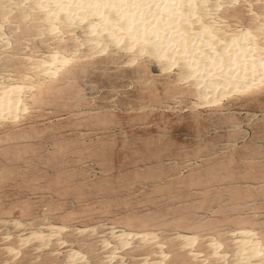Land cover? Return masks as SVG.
Here are the masks:
<instances>
[{
	"label": "rangeland",
	"instance_id": "1",
	"mask_svg": "<svg viewBox=\"0 0 264 264\" xmlns=\"http://www.w3.org/2000/svg\"><path fill=\"white\" fill-rule=\"evenodd\" d=\"M263 65L264 0H0V264H264Z\"/></svg>",
	"mask_w": 264,
	"mask_h": 264
},
{
	"label": "bare ground",
	"instance_id": "2",
	"mask_svg": "<svg viewBox=\"0 0 264 264\" xmlns=\"http://www.w3.org/2000/svg\"><path fill=\"white\" fill-rule=\"evenodd\" d=\"M129 25H130V24H129ZM147 25H148V24H147ZM147 25H146V26H147ZM142 30H143V29H142ZM146 31H147V30H146ZM150 31H151V30H150ZM137 32H138V31H137ZM141 32H142V31H141ZM127 33H128V32H127ZM127 33H126V34H127ZM128 34H129V33H128ZM138 34H139V33H138ZM140 34H141V33H140ZM184 34H185V33H184ZM129 35L131 36V32H130ZM139 37H140V36H139ZM160 38H161V37H160ZM166 39H167V38H166ZM150 40H151V39H150ZM152 40H153V39H152ZM155 40H156V39H155ZM157 40H158L157 43H158V42H159V43H161V42H165V38H163L162 41H161V39H159V38H158ZM172 41H173V40H172ZM150 42H151V41H150ZM159 43H158V44H159ZM155 44H156V43H155ZM158 44H157V45H158ZM161 44H162V43H161ZM175 44H177V43H175ZM180 44H182V43H180ZM233 44H234V43H233ZM187 45H188V44H187ZM187 45H186V46H187ZM221 45H222V44H221ZM190 46H191V45H190ZM180 47H181V45H180ZM201 48H202V47H201ZM167 49H168V48H167ZM194 49H195V48H194ZM155 50H156V49H155ZM191 50H192V49H191ZM197 50H198V49H197ZM158 51H159V50H158ZM237 51H238V50H237ZM156 52H157V51H156ZM163 52H164V50H163L162 52L160 51V54L163 53ZM182 52H183V51H182ZM186 52L189 54L188 51H186ZM238 52H239V51H238ZM157 53H158V52H157ZM178 53H179V52H178ZM163 54H164V53H163ZM163 54H161V55H163ZM161 55H160V56H161ZM181 56H182V55H181ZM187 56H188V55H187ZM161 57H162V56H161ZM161 57H160V58H161ZM183 57H186V56H183ZM188 57H189V56H188ZM193 57H194V56H193ZM196 57H197V56H196ZM158 58H159V56H158ZM201 58H202V57H201ZM218 58H219V57H218ZM184 59H186V58H184ZM190 59H191V58H190ZM211 59H213V58H211ZM220 59H221V58H220ZM224 59H225V57H224ZM182 60H183V59H182ZM228 60H229V58H228ZM230 60H231V59H230ZM232 60H233V58H232ZM238 60H239V59H238ZM238 60H237V62H239ZM251 60H252V59H251ZM253 60H255V59H253ZM183 61H185V60H183ZM192 61H194V60H192ZM196 61H197V59H196ZM209 61H210V59H209ZM220 61H221V60H220ZM246 61H247V60H246ZM246 61H245V62H246ZM260 61H261V59H260ZM200 62H201V61H200ZM207 62H208V61H207ZM214 62H216V61H214ZM234 62H236V60H234ZM250 62H252V61H250ZM250 62H249V63H250ZM257 62H258V61H257ZM190 63H191V62H190ZM195 63L197 64L198 62H195ZM218 63H219V62H218ZM221 63H222V62H221ZM255 63H256V62H255ZM262 63H263V62H262ZM262 63H261V64H262ZM184 64H185V62H184ZM198 64H199V63H198ZM206 64H207V63H206ZM214 64H215V63H214ZM214 64H213V65H214ZM240 64H241V63H240ZM252 64H253V63H252ZM252 64H251V65H252ZM261 64H258V65H261ZM53 65H54V64H53ZM172 65H173V63H172ZM182 65H183V64H182ZM193 65H194V63L192 64V67H193ZM200 65H202V64L200 63ZM200 65H199V66H200ZM211 65H212V63H208V64L205 65V66H211ZM227 65H228V66L230 67V69H231V66H230L229 64H227ZM248 65H249V64H248ZM255 65H257V64H255ZM258 65H257V67H259ZM197 66H198V65H197ZM199 66H198V67H199ZM220 66H221V65H220ZM222 66H223V63H222ZM222 66H221V67H222ZM225 66H226V65H225ZM233 66L236 67L237 70H240V69H241V70H252L254 65H253V66H250V67L247 66V68H246V64H245V66H244V65H239V64H238V67H237V64L235 63ZM263 66H264V65H263ZM186 67H188V66H186ZM189 67H190V66H189ZM203 67H204V66H202V68H203ZM221 67H220V68H221ZM229 67H227V68H229ZM261 67H262V66H261ZM194 68L197 69L196 67H194ZM200 68H201V67H200ZM202 68H201V69H202ZM207 68H208V67H207ZM207 68H206V69H207ZM209 68H210V67H209ZM209 68H208V69H209ZM213 68L216 69L215 67H213ZM224 68L226 69V67H224ZM211 69H212V68H211ZM222 69H223V68H222ZM222 69H221L220 71H222ZM230 69H229V70H230ZM203 70H204V68H203ZM203 70H201V72H200L201 74H202V71H203ZM263 70H264V69H263ZM213 71H214V70H213ZM218 71H219V69H218ZM231 71H232V70H231ZM188 72L193 73L192 69H191L190 71H188ZM211 72H212V70H211ZM232 72H233V71H232ZM232 72H231V73H232ZM235 72H236V71H234V74H235ZM194 73L197 74V73H196V70H194ZM206 73H209V72H206ZM218 73H219V72H218ZM228 73H229V71H228ZM237 73H238V72H237ZM247 73H248V72H247ZM189 74H190V73H189ZM195 74H194V75H195ZM198 74H199V73H198ZM201 74H199V75H201ZM210 74H211V73H210ZM210 74H209V75H210ZM220 74H222V72H221ZM232 74H233V73H232ZM241 74H242V72H241ZM241 74H240V75H241ZM209 75H208V77H206V78H209V79H210L211 76L209 77ZM212 75H213V73H212ZM249 75H250V74H249ZM260 75H261V74H260ZM192 76H193V75H192ZM202 76H203V75H202ZM204 76H205V75H204ZM216 76H217V74H216ZM216 76L213 75V77H216ZM220 76H221V75H220ZM223 76H224V74H223ZM229 76H230V75H229ZM236 76H238V75H236ZM236 76L234 75L233 77H236ZM189 77H190V75H189ZM199 77H200V76H198V77L196 76V78H199ZM213 77L211 78L212 80H213ZM221 77H222V76H221ZM190 78H192V77H190ZM206 78H205V79H206ZM216 78H217V77H216ZM219 78H220V77H219ZM222 78H225V77H222ZM226 78H227V76H226ZM239 78L242 79V77L238 76V77H236L235 80H234V78H233V80H231L230 78H228V80H222L221 82L223 83V86H226V85L229 86V85H230V86L232 87V89L237 88V87H238V88L240 87L239 90H241V89H242L241 86L238 85L239 82H240L239 80H241V79H239ZM200 79H201V77H200ZM211 79H210V80H211ZM229 79H230V80H229ZM195 80H196V79H195ZM201 80H203V79H201ZM212 80H211V81H212ZM214 80H216V79L214 78ZM198 81H200V80H198ZM203 81H204V80H203ZM203 81H202V82H203ZM206 81H208V79H207ZM206 81H204L203 84H205ZM217 81H218V80H217ZM217 81H216V82H217ZM230 81H232V82H230ZM242 81H243V80H242ZM252 81H253V80H252ZM196 82H197V81H196ZM208 82L210 83V81H208ZM216 82H214V81H213V83L211 82L210 87H209L210 90H211L212 88H213V91L216 90V89H217V84H221V83H216ZM199 83H201V82H199ZM209 83H208V85H209ZM246 83H247V82H246ZM201 84H202V83H201ZM240 84H241V83H240ZM242 84H243V83H242ZM247 84H248V83H247ZM255 84H256V83H255ZM196 85H198V84H196ZM205 85H207V82H206ZM208 85H207V86H208ZM221 85H222V84H221ZM249 85H250V83H249ZM251 85H252V84H251ZM230 86H229V87H230ZM218 87H219V85H218ZM221 87H222V86H221ZM248 87H252V86H248ZM204 88L206 89L205 86H204ZM243 88H244V87H243ZM202 89H203V88H202ZM205 89H204V92H206ZM218 89H219V88H218ZM220 89H222V88H220ZM226 89H227V88H226ZM228 89H230V88H228ZM232 89H231V90H232ZM247 89L249 90V88H247ZM223 90H224V89H223ZM231 90H230V91H231ZM199 91H200V90H199ZM218 91H220V90H218ZM225 91H226V90H225ZM232 91H233V93H234V91H236V90H232ZM232 91H231V92H232ZM201 92H202V90H201ZM211 92H212V91H211ZM220 92H223V91H220ZM220 92H218L219 95L221 94ZM240 92H241V91H240ZM198 93H199V92H198ZM223 93H224V92H223ZM236 93H238V92L236 91ZM206 94H207V93H206ZM206 94L204 93L203 95H206ZM211 94H212V93H211ZM211 94H210V95H211ZM213 94H214V93H213ZM224 94H225V93H224ZM198 95H199V94H198ZM210 95H209V96H210ZM214 95L217 96V93L214 94ZM214 95H213V96H214ZM219 95H218V96H219ZM221 95H223V94H221ZM226 95H227V94H226ZM216 96H215V98H216ZM218 96H217V97H218ZM224 96H225V95H224ZM202 97H203V96L201 95L199 98H200V99H203ZM204 97H205V96H204ZM3 98H4V96H3ZM220 98H222V97H220ZM205 99L207 100L208 98L205 97ZM205 99H204V100H205ZM211 99H212V97H211ZM215 101H216V100H215ZM203 102H205V101H203ZM208 103L211 104L212 102H211V101H210V102L208 101ZM213 103H214V102H213ZM213 103H212V104H213ZM6 104H7V103H6ZM4 105H5V104H4ZM4 105H0V106H4ZM206 105H207V104H206ZM0 109H1V107H0ZM4 109H5V108H4ZM6 111H8V110H6ZM256 249H257V248H256ZM253 250H254V249H253ZM255 251H256V250H255ZM249 257H250V256H249Z\"/></svg>",
	"mask_w": 264,
	"mask_h": 264
}]
</instances>
